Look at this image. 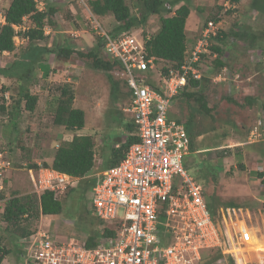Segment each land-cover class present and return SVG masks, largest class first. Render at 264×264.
Listing matches in <instances>:
<instances>
[{"label":"rangeland","instance_id":"rangeland-1","mask_svg":"<svg viewBox=\"0 0 264 264\" xmlns=\"http://www.w3.org/2000/svg\"><path fill=\"white\" fill-rule=\"evenodd\" d=\"M89 1L37 0L44 9L48 4L61 7L53 17V24L46 26L47 40L38 44L65 45L83 51L96 46L100 37L90 22L92 10ZM127 1L133 3L132 0ZM226 1L190 0L192 14L187 20L189 47L196 43L205 22L214 16L220 17V28L227 34L225 41L221 42L225 53L220 59L225 63V69L216 64L213 54L203 58L202 90L211 111L198 110L199 103L194 98L185 97L184 91L197 90L190 86L174 100L171 113L183 121L190 118L197 123L195 143L197 148L203 150L189 153L187 168L196 179V169L199 167V172H202L204 179L198 181L203 186L206 200L209 201L211 195L215 196L220 204L219 210L222 209L223 201L238 202L242 206L231 215L233 219L246 218L253 234L252 241L235 248L233 255L219 256L210 264H229V258H233L236 264H264V192L261 191L264 186L257 177L258 171H264V130L263 137L258 138L262 141L248 143L251 128L258 126L261 121L260 126L264 128V2L241 0L236 8H229L225 5ZM255 2L262 8L256 6ZM137 9L133 8V11L137 12ZM98 19L108 31L117 24L112 14L98 16ZM31 24L27 18L25 27ZM158 26V15H151L148 23L136 34L141 35L145 31L150 35L157 31ZM18 37L15 51L0 52V67L21 61L28 40L21 35ZM101 50L102 55H105L103 46ZM47 58L51 66L49 74L45 76L44 68L36 65L32 82L28 84L31 92L38 96L35 110L23 109L16 121L0 111V151H5L13 164L3 181L1 194L5 198L14 194L37 196L33 192L28 167L37 161L42 165L51 163L58 146L63 140H72L73 134H90L94 138L96 163L90 176L100 174L103 162L108 164L112 157V148L120 147L130 135L126 123H129L132 115L123 109L129 97L111 93L112 84L108 76L112 74L120 82L121 91L127 92L125 76L120 68L108 73L95 69L77 55L68 59L51 52ZM16 78L0 75V105L10 106L18 96ZM65 82L74 86L76 98L73 106L84 110L86 114L85 127L80 132L68 131L53 121L59 88ZM154 83L158 84V81ZM7 86L10 90L5 92ZM249 96H255L256 101L249 103ZM196 155L199 156L198 163L194 160ZM205 160L214 167L206 175L205 169L209 165L204 163ZM60 199L64 204L61 214H42L22 221L20 226L8 228L0 217V247L12 250L10 258L15 259V264L24 261L22 233L25 226L33 232L40 230L82 240L95 231L98 233L100 226L96 223L98 219L94 214L91 189L84 193L75 188ZM213 254L215 251L205 250L201 261Z\"/></svg>","mask_w":264,"mask_h":264},{"label":"built area","instance_id":"built-area-1","mask_svg":"<svg viewBox=\"0 0 264 264\" xmlns=\"http://www.w3.org/2000/svg\"><path fill=\"white\" fill-rule=\"evenodd\" d=\"M0 22H5L2 11ZM93 24L100 28L108 53L124 67L131 93L127 110L139 140L118 164L98 175L93 187L94 214L109 234L91 247L86 240L38 231L27 240L26 264H199L205 249L226 242L217 220L228 223L233 217L230 209L222 208L217 216L209 211L202 186L185 167L190 138L169 111L189 75L201 77L196 63L217 34V25L208 22L190 62L178 70L171 68L158 90L137 72L153 62L146 58L144 40L129 31L114 38L94 17ZM258 133L255 128L253 134ZM10 167L0 152V191ZM31 178L39 195L52 190L60 196L78 182L75 176L42 165L37 172L31 170ZM3 201L0 197V204ZM240 229L242 241L250 242L251 232L244 225Z\"/></svg>","mask_w":264,"mask_h":264},{"label":"trees","instance_id":"trees-1","mask_svg":"<svg viewBox=\"0 0 264 264\" xmlns=\"http://www.w3.org/2000/svg\"><path fill=\"white\" fill-rule=\"evenodd\" d=\"M238 2L241 0H231ZM132 4H129L127 0H90L89 5L91 10L97 16H105L112 14L117 22L113 30L110 33L114 36L130 31L136 33L140 31L143 26L148 23L151 15H158L159 26L157 31L151 33L148 38V33L144 31L142 37L145 39L146 49L149 55H155L161 58H166L174 62L181 63L184 60L187 51V19L191 13L190 0H132ZM264 2V0H261ZM255 5L262 8L257 2ZM60 6H54L48 4L44 11L40 10L37 6L36 0H11L9 7L6 10V23L0 26V52L3 51H15L16 41L15 36L18 34L22 38L28 40V46L21 54V61L19 63H13L11 66L0 67V75L15 76L18 82L17 97L13 99L10 106L5 104L0 105V111L6 113L9 119L16 121L17 117L23 112V109L34 111L38 102V96L33 94L29 88V82H32V74L34 73V67L39 65L44 68V75L47 76L51 70V66L48 64L47 54L55 53L58 57L71 58L73 55H77L79 58H84L95 69L104 70L110 73L114 68L123 69L121 60L105 53L102 55L101 47L103 46L102 40L99 38L96 46H93L88 51L77 50L74 47L65 45H52L48 46L39 45L41 41H45L48 38L46 34V26L53 24V17L60 10ZM133 8H138L137 12L133 11ZM30 19L32 24L25 29L16 31L15 26H21L25 24L26 19ZM219 20V17L214 16ZM236 33V32H234ZM227 34L221 32L215 39L217 41H225ZM255 36H253V39ZM213 51L222 54L224 48L218 44L211 46ZM216 64L223 67L225 63L219 58L215 60ZM178 63V64H179ZM111 80L112 92L120 93L121 97H129L130 92H122L120 89V82L115 79L112 74H109ZM30 82V83H31ZM126 82V81H125ZM202 82L199 80H190L189 84L184 86L183 90L188 87L197 88L195 91H184L186 98H194L199 103V109L210 113L211 108L208 107L206 96L202 90ZM70 82L63 83L59 90V98L55 105V114L53 121L56 125L64 126L65 129L72 132H77L85 127L86 114L85 111L74 107L75 89ZM10 87L4 88V91H9ZM182 90V92H183ZM248 102H255V96H249ZM201 107V108H200ZM133 125L129 122L126 123V127L131 131ZM191 134V150L196 149V145L193 139L196 132H191V128H188ZM135 140L133 136H128L126 141L121 144L120 147H113L111 154L112 157L108 164L103 168H107L119 163L124 157V152L128 149L129 145ZM95 141L92 135L73 134L72 140L64 141L58 146L55 152L54 158L51 163H44L45 166H52L62 172H66L70 175L79 177V183L75 187L83 190L86 193L90 190L95 182L96 176H90L93 173L96 163V150ZM199 156L196 155L195 162H199ZM209 167L205 169L206 172H211L214 167L210 161L205 160ZM188 156L186 158V166L188 167ZM242 166V165H241ZM31 167L36 169L39 167L37 164H33ZM198 172L197 178L199 180L204 179L202 172H199V167L196 169ZM257 177L261 179L262 186H264V171H258ZM197 179V180H198ZM71 188L70 190H75ZM261 191L264 190L261 188ZM66 193V194H67ZM64 194V195H66ZM2 197H4L1 194ZM52 190L44 191L40 197L33 194L18 195L14 194L10 196L5 205L4 211L1 213V219L7 223V228L12 226H20L22 221H28L32 217H40V215H57L61 214L64 208L63 201ZM225 208H232L233 210L239 209L242 205L232 200L223 201ZM208 206L212 214L216 213V209L220 206L215 196L211 195V199L208 201ZM97 226L102 225L99 220L96 221ZM104 233H108V229L103 228ZM112 232V231H111ZM33 233L28 226L23 228V237H28ZM102 235L98 229V233L95 231L87 238L89 246L93 247L97 244L98 238ZM12 250L1 246L0 247V264L3 263L6 256L11 253ZM221 255L220 252H215L212 256L208 257L200 262V264H210V261H214ZM230 264H235L231 258Z\"/></svg>","mask_w":264,"mask_h":264},{"label":"clouds","instance_id":"clouds-1","mask_svg":"<svg viewBox=\"0 0 264 264\" xmlns=\"http://www.w3.org/2000/svg\"><path fill=\"white\" fill-rule=\"evenodd\" d=\"M37 1V0H36ZM10 0H2V1H0V11H2L3 12V14H4V17H5V22H0V26L1 25H3V24H5L6 23V10H7V8L9 7V5H10ZM236 4H238V2H233V1H231V0H228V1H226V4L225 5H227L229 8H236ZM37 6H38V8L40 9V10H42V11H44L45 9H44V7L43 8H41L40 6H39V4L37 3ZM226 9H228V8H226ZM192 14V10H191V13H190V15ZM189 15V16H190ZM93 17L94 18H96V20L99 22V24L101 25V28L102 29H104L111 37H114V38H116L118 35H116V36H114V35H112L111 33H110V31H108V30H106L105 28H104V26L101 24V22L99 21V19H98V16L92 11L91 12V18H90V22H91V24H92V26L94 27V24H93ZM188 20V19H187ZM209 21H213L216 25H217V34L216 35H212V37L210 38V40H209V43H208V45H207V51H203V52H201L200 53V59H199V61L196 63V65H198V67H199V69H200V71H201V77L200 78H195V77H193L192 76V74H190L189 75V77H188V79H187V83L184 85V86H186V85H188L189 84V82H190V80H192V79H194V80H199V81H201L202 82V80H203V78H204V73H203V65H205L204 64V62H203V58L205 57V55H214V57L216 58V59H222V57L224 56V53H225V48H224V53L222 54V56H221V54H219V53H217L216 51H213L212 49H211V46L213 45V44H218L219 46H221V47H223L222 46V43L221 42H224V41H217L215 38L221 33V32H224V31H222L221 30V28H220V22H221V19H220V17H219V20L218 19H215V18H212L211 20H207L206 22H205V24H204V26H202V29H201V33H200V36H199V38L196 40V43L194 44H192V46H190L189 47V43H188V41H187V44H188V47H187V51H186V55H185V57H184V60L181 62V63H177V62H174V61H172V60H168V59H166V58H161V57H158V56H155V55H149V53H148V51H147V49H146V43H145V39L142 37V33H141V35H137L136 33H134L138 38H139V40H144V46H145V53H146V58L147 59H149V58H153V62L152 63H150L149 64V67H148V69H146L145 71H137L153 88H155V89H160L161 87H162V84L164 83V80L165 79H167V78H169L170 77V69L171 68H173V69H175V70H178V69H180L181 68V66L183 65V64H185V63H188V62H190V60H191V58L193 57V52H194V50L196 49V47L198 46V44H199V40L201 39V37H202V34H203V30L205 29V27L208 25V22ZM26 27H25V24L24 25H21V26H15V29H16V31L17 32H19V30H23V29H25ZM94 29L97 31V33H98V35H99V37H100V39L102 40V43H103V47H104V49H105V53L107 54V55H109V56H112V57H114L113 55H110L109 53H108V51L106 50V40L102 37V35L100 34V28H95L94 27ZM130 32V31H129ZM121 34V33H120ZM19 35L17 34L16 36H15V41H16V39L18 38L19 39V37H18ZM150 36H151V34L149 35L148 34V38H150ZM227 37V36H226ZM226 39V38H225ZM16 45H17V42H16ZM116 58V57H115ZM222 61V60H221ZM123 67V66H122ZM224 68L223 69H225V65L223 66ZM122 71V72H121ZM120 72L125 76V83L127 84V87H128V91L130 92V88H129V84H128V79H127V77H126V74L124 73V67H123V69H120ZM219 79H220V77H218ZM155 80H157L158 81V84H155L154 83V81ZM184 86L179 90V92L177 93V94H175V96H173V98H172V103H171V107H170V111H169V116L171 117V118H174V119H177L179 122H182L183 124H184V126H185V128H186V131H187V133H188V136H189V138H190V148H189V152L186 154V156H185V159H184V163H185V167L187 168V166H186V158H187V156L189 155V153H194V152H197V151H201L200 150V148H197L196 147V149L194 150V151H192L191 150V134H190V132H189V129L186 127V125H185V123H184V121L183 120H181L179 117H176V116H173V114L171 113V111L173 110V108H174V100L177 98V96L179 95V93L181 92V90L184 88ZM130 102H131V93H130V96H129V100H128V102H126L125 103V105H124V107H123V109H124V112H128V113H131L130 111H128L127 110V107L130 105ZM172 114V115H171ZM131 115H132V113H131ZM129 122L133 125V126H135L134 125V123H133V121H132V116L129 118ZM262 122V121H261ZM261 124H259L258 126H254V128H251V133H250V135H249V140L250 141H255V140H258V138H260V136L261 137H263L262 136V134H263V130H264V128H261V126H260ZM255 128H258V131H259V133L258 134H253V131L255 130ZM133 130V129H132ZM79 132L81 131V130H78ZM77 134H81V135H88V134H82V133H77ZM90 135V134H89ZM128 136H133L134 138H135V140L129 145V147L133 144V143H135L136 141H138L139 140V138H138V136H137V134H136V131H134V132H131L130 131V135H128ZM127 136V137H128ZM193 139H194V142H195V136L193 135ZM249 141V142H250ZM262 141V140H261ZM195 145H196V143H195ZM128 147V148H129ZM128 150V149H127ZM126 150V151H127ZM203 150V149H202ZM126 151L124 152V156H125V153H126ZM0 152H3L4 154H5V157H6V159H8V160H10V162H11V167L5 172V175H4V177H3V180H2V183H3V181H4V178H5V176L7 175V172H9L11 169H12V166H13V164H12V161H11V159H9V157L6 155V152L5 151H0ZM189 157V156H188ZM123 159V158H122ZM121 159V160H122ZM53 160V159H52ZM120 160V161H121ZM119 161V162H120ZM36 164L39 166L37 169L35 168V167H31V166H29L28 167V173H29V177H30V180H31V182H32V186H33V192L34 193H36L37 195H38V197H40V195L43 193H41L40 195L35 191V187H34V183H33V181H32V178H31V170H33L34 172H37L38 171V169L41 167V165L42 164H40V163H37L36 162ZM118 164V163H117ZM42 166H45L44 164L42 165ZM45 167H52V166H45ZM111 167V166H110ZM54 168V167H53ZM107 168H109V167H107ZM107 168H102V171L101 172H103L104 170H106ZM56 169V168H55ZM58 170V169H57ZM187 170H188V168H187ZM60 171V170H59ZM191 174H192V172L190 171V170H188ZM100 172V173H101ZM64 173H66V172H64ZM68 174V173H67ZM91 175V174H90ZM193 175V174H192ZM73 176V175H72ZM95 176V175H94ZM194 176V175H193ZM76 177V176H75ZM78 178V182H79V177H77ZM194 178H195V176H194ZM97 179H98V175L96 176V181H97ZM196 179V178H195ZM196 181L201 185V183L196 179ZM77 182V183H78ZM77 183H76V185H77ZM95 184H96V182H95ZM94 184V185H95ZM76 185H74V186H72V187H69L66 191H65V193H63V194H61V195H64V194H66V192L69 190V189H71V188H75L76 187ZM202 186V185H201ZM94 187V186H93ZM93 187L91 188V196H92V191H93ZM3 188H4V185H3ZM202 188H203V186H202ZM204 190V189H203ZM2 191H3V189L0 191V197H1V199H3L4 201L0 204V213H2L3 211H4V209H5V205H6V201H7V199L8 198H5V197H2L1 196V193H2ZM206 199V198H205ZM206 202H207V205H208V201L206 200ZM220 208H223L224 210H226V212H227V208H225L224 206H221ZM208 209H209V211H210V208H209V206H208ZM230 209V211H231V213L232 212H234V211H236V210H233L232 208H229ZM211 212V211H210ZM218 212H220V210H219V207L216 209V213L215 214H212V215H214V216H217L218 215ZM219 218H221L222 219V216H221V214L219 215ZM97 219H98V217H97ZM99 220V219H98ZM100 221V220H99ZM218 221V224H219V226H220V230H221V232H222V236H223V238H224V240L226 241L224 244H222V245H220V246H216V247H213V248H210V249H205V250H211V251H215V252H220L221 253V255L220 256H225L226 254H231V255H233L232 253H233V251H234V249L235 248H239V247H243L244 245H246V244H248V243H250L251 241H252V239H253V234L251 233V235H252V239H251V241L250 242H244V241H242V239L240 238V226H243L244 225V227L246 228V229H248L250 232H251V228L249 227V225H248V221H247V219L246 218H240V219H233V222H231L230 220H229V222L228 223H224V221L222 222V221H220V220H217ZM100 222H102V221H100ZM107 226H105V224L102 222V225H100V228H99V231H101V233H102V235L98 238V240H97V242L100 240V238L101 237H103V235H105V233H104V231H102L103 230V228H106ZM108 229V228H107ZM40 231V230H39ZM38 232V231H37ZM108 232H110V230L108 229ZM36 233V231H34L32 234H30L28 237H25L24 238V246H23V251L25 252H23V254H24V258H25V260H26V249H25V246H26V243H27V240H28V238L31 236V235H33V234H35ZM107 234V233H106ZM109 234V233H108ZM56 235H58V236H62V237H68V236H64V235H61V234H57L56 233ZM73 237V236H72ZM74 238H77V237H74ZM88 238V237H87ZM87 238H85V239H83V240H86V242H87ZM77 239H79V238H77ZM80 240H82V239H80ZM88 243V242H87ZM238 244V245H237ZM89 245V244H88ZM204 250V251H205ZM204 251H203V254H204ZM203 259V258H202ZM231 258H229L228 260H230ZM233 259V258H232ZM234 260V259H233ZM219 261V260H218ZM235 262V261H234ZM25 263H26V261H25ZM231 262L229 261V264H230ZM200 264V263H199ZM236 264V263H235Z\"/></svg>","mask_w":264,"mask_h":264},{"label":"crops","instance_id":"crops-1","mask_svg":"<svg viewBox=\"0 0 264 264\" xmlns=\"http://www.w3.org/2000/svg\"><path fill=\"white\" fill-rule=\"evenodd\" d=\"M183 90V89H182ZM182 92V91H181ZM181 92L179 93V95L177 96V97H179L180 96V94H181ZM177 99V98H176ZM255 101H256V99H255ZM253 103V102H252ZM251 103V104H252ZM172 115V114H171ZM176 117H178L177 115H176ZM184 123H185V125H186V127L187 128H191V132H193V133H195L196 132V130H195V128H197V123H196V121H194V120H192V119H187V120H185L184 121ZM191 126V127H190ZM133 127V130H131V132H134V131H136V128H135V126H132ZM89 135V134H88ZM261 140H255V141H250V142H248V143H255V142H260ZM245 143H247V142H245ZM200 150H202V148H200ZM52 159L53 158H51V161H52ZM37 163H40V162H38L37 161ZM104 165H106L105 164V162H103V166ZM260 180V179H259ZM257 181V180H256ZM264 194V193H263ZM12 253H9L7 256H6V258L4 259V261H3V263L2 264H15V259H11L10 258V255H11ZM23 262H22V264H26L25 263V258H24V254H23Z\"/></svg>","mask_w":264,"mask_h":264}]
</instances>
